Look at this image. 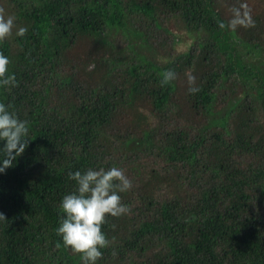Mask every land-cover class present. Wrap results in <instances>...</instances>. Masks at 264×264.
<instances>
[{
  "label": "trees",
  "instance_id": "1",
  "mask_svg": "<svg viewBox=\"0 0 264 264\" xmlns=\"http://www.w3.org/2000/svg\"><path fill=\"white\" fill-rule=\"evenodd\" d=\"M5 1L17 83L0 103L31 139L0 173V264H80L55 231L67 174L111 166L132 181L130 212L106 216L97 264H264V0ZM236 10L250 26H229ZM138 105L181 121L146 127Z\"/></svg>",
  "mask_w": 264,
  "mask_h": 264
},
{
  "label": "clouds",
  "instance_id": "2",
  "mask_svg": "<svg viewBox=\"0 0 264 264\" xmlns=\"http://www.w3.org/2000/svg\"><path fill=\"white\" fill-rule=\"evenodd\" d=\"M250 17L241 16L236 10L229 26H250ZM224 25L222 24L221 27ZM15 18L11 15H0V40L12 34ZM26 29L16 27L15 35L22 36ZM9 59L0 54V86H16L15 75L8 73ZM171 69L161 76V86L175 79ZM195 77L187 75L188 93L199 91L194 87ZM29 127L26 120L18 118L15 111H10V105L0 103V173L13 166L27 146ZM68 179L74 181V190L65 194L59 202L58 226L56 233L60 236L65 248L80 256V264H97L103 249L108 246L106 234L101 226L106 222V216L120 217L130 212L127 204L122 203L121 193L132 188V181L119 167L111 166L86 168L68 172ZM62 212V215H61ZM0 213V220H4ZM115 255V252H113Z\"/></svg>",
  "mask_w": 264,
  "mask_h": 264
},
{
  "label": "rangeland",
  "instance_id": "3",
  "mask_svg": "<svg viewBox=\"0 0 264 264\" xmlns=\"http://www.w3.org/2000/svg\"><path fill=\"white\" fill-rule=\"evenodd\" d=\"M247 1V3L248 4H250V2H249V0H246ZM0 2H4L5 4H6V1L5 0H0ZM252 2V1H251ZM5 4H1L0 5V11H2V12H4V9H3V7H4V5ZM7 16H9V15H7ZM6 17V16H5ZM151 35H153L154 36V39L156 38V37H159V36H157L158 34L157 33H152ZM153 39V40H154ZM114 42H116L117 43V45H119V46H124V43H123V41L121 40V41H119V38H114ZM170 41H167V46L168 47H170V43H169ZM153 44H155V43H153ZM92 65L90 64L89 65V67H91ZM118 69H119V72L120 73H122L123 71H122V68L121 67H118ZM85 73V76L83 75V77H87V74L88 73H90V72H84ZM117 76V72H116V74H115V78L116 79H119V77H116ZM119 76V75H118ZM120 80V79H119ZM122 82H124V81H122ZM98 84H99V81H98ZM119 84V82H117V85ZM99 85H101V86H106V87H108V84L106 85V84H99ZM138 100H141V99H138ZM147 109V108H146ZM145 109V106L144 105H138L137 107H136V111H138V112H140V113H142V114H144V122L146 123V127H153V128H158V129H160V130H164V131H166L167 129H174V128H177V126L179 125V123H180V121H181V119L180 118H178L174 113L173 114H170V116L165 120V121H158L156 118H155V116L154 115H152L151 113H149L148 112V109L146 110ZM135 113V112H134ZM134 113H131V116H130V113L128 114V112H126V111H124V114H123V116H116V123H117V125L115 126L117 129H119V131H121L122 129H121V127L123 126V123H122V118L123 119H126V120H130L132 117H133V115H134ZM119 115V114H118ZM146 115V116H145ZM194 127H196V124L194 125ZM116 129V130H117ZM122 136V135H121ZM156 138H158L159 136H160V133H157L156 135ZM120 137V136H119ZM117 145H119V143L116 141V146ZM119 148V147H118ZM119 149H121V148H119ZM115 150H118L116 147H115ZM151 157H153V156H151ZM151 157H147V158H142L141 159V163L143 164V163H147V164H151L154 160H153V158H151ZM160 161L159 160H157V162L156 163H159ZM155 163V164H156ZM156 167V166H155ZM127 169V168H126ZM136 170V169H135ZM134 170V173L133 172H131V176H133L134 174H135V171Z\"/></svg>",
  "mask_w": 264,
  "mask_h": 264
}]
</instances>
